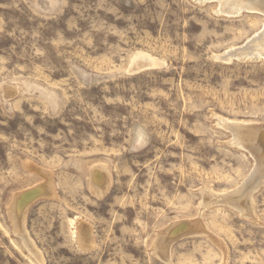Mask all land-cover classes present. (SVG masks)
I'll return each instance as SVG.
<instances>
[{
	"label": "rangeland",
	"instance_id": "1",
	"mask_svg": "<svg viewBox=\"0 0 264 264\" xmlns=\"http://www.w3.org/2000/svg\"><path fill=\"white\" fill-rule=\"evenodd\" d=\"M219 7L0 0V264H264V134L230 128L264 130V61L226 53L264 16Z\"/></svg>",
	"mask_w": 264,
	"mask_h": 264
},
{
	"label": "bare ground",
	"instance_id": "2",
	"mask_svg": "<svg viewBox=\"0 0 264 264\" xmlns=\"http://www.w3.org/2000/svg\"><path fill=\"white\" fill-rule=\"evenodd\" d=\"M196 1H198L199 3H204L205 4V2L206 1H214V0H196ZM217 2H219L220 3V7L218 8V15L219 14H222V15H225V16H227V17H230V18H235V17H240V16H242V14H243V12H245V11H247L248 10V13L249 12H256V11H258V12H264V4H263V2H262V0H258V2H255L256 0H250V2H253V4H249L250 2H248L247 0L245 1V0H216ZM264 1V0H263ZM259 3V5L261 6L260 8H257L258 6H257V4ZM256 6V7H255ZM245 10V11H244ZM261 12V13H262ZM250 13V14H251ZM255 14H257V13H255ZM252 15V14H251ZM224 17V16H223ZM226 17V18H227ZM247 44H245L243 47H237V49H235V48H232L231 50H229V51H227L226 53H228V52H231V53H233V52H235L237 55H234L235 56V58H238V59H240V60H247V59H249V60H251V62H254L257 58H261V56H264V28H263V30H261V31H259L258 33H256L255 35H254V37H252L251 39H249L248 40V42H246ZM248 45V46H247ZM247 46V47H246ZM234 49H235V51H234ZM225 53V54H226ZM220 55V54H219ZM218 55V56H219ZM223 55H224V53H223ZM230 55V54H229ZM221 56V55H220ZM228 56V55H227ZM214 59H215V57H214ZM224 59V58H223ZM229 60L230 59H232V58H228ZM225 60H226V58H225ZM224 60V61H225ZM234 60V59H233ZM248 60V61H249ZM134 62H135V66H132L133 68H134V70H133V72H136V71H138V70H143V68H154V67H157V66H159V61H157V60H155V58L154 59H152L151 57H149L147 54H140V55H137L136 57H135V59L133 60ZM132 61V62H133ZM237 61V60H236ZM241 61V62H242ZM232 61H230V63H231ZM130 66V67H131ZM132 69V68H131ZM128 70H129V68H128ZM141 70V71H142ZM139 74V73H138ZM6 85H8V84H6ZM17 86H19L18 84H17ZM13 87H14V85H13ZM22 87V86H21ZM6 88V91L3 89V91H5V92H7V90L8 89H10V88H7V87H5ZM13 89V88H12ZM19 89H20V87H19ZM18 89V90H19ZM11 90V89H10ZM18 90H17V92H18ZM12 91V90H11ZM24 91V90H23ZM9 92H7V94H8ZM21 93V92H20ZM6 94V93H5ZM9 95V94H8ZM13 95V94H12ZM18 96V95H17ZM6 97V96H5ZM8 97H10V96H8ZM16 97V96H15ZM11 98V97H10ZM12 98H14V97H12ZM11 98V99H12ZM8 99V98H7ZM10 100V99H9ZM219 122V121H218ZM225 124V123H224ZM231 124V126H230V128H231V130L234 132V134L233 135H235L236 137L238 136V137H244V144L246 145V147L247 148H249V146L251 147V145L252 144H254L255 145V141H257L256 140V138L259 136V134L260 133H262V134H264V130H262V129H260L259 131H256V130H254V129H250V127H248V126H246V124H241V122H239V123H230ZM229 128V129H230ZM228 130V129H227ZM248 138V140H250V141H247L246 140V137ZM236 137H235V139H236ZM261 137H263V139H264V136H261ZM238 140V139H237ZM236 140V141H237ZM262 140V139H261ZM261 140H260V142H261ZM233 142V141H232ZM235 143V142H234ZM251 144V145H250ZM238 145H240V144H238ZM254 145H253V147H254ZM261 145V144H260ZM245 146H243L242 148H244ZM264 147V146H263ZM246 149V148H245ZM254 149V148H253ZM260 149V148H259ZM257 151H259V150H257ZM256 153V152H255ZM259 157V156H258ZM260 162V161H259ZM262 163V162H261ZM261 163H260V165H261ZM101 170V169H100ZM99 170V171H100ZM97 171V170H96ZM98 171V172H99ZM102 171V170H101ZM100 171V172H101ZM261 171V170H260ZM95 172V171H94ZM105 172V171H104ZM93 175H94V173H93ZM98 175V174H97ZM106 175V174H105ZM261 175H263V174H261ZM254 176H256L255 174H254ZM257 177H260V176H257ZM96 178H98V177H96ZM101 178V177H100ZM106 178V177H105ZM254 178H256V177H254ZM262 178V177H261ZM260 178V179H261ZM104 179V178H103ZM248 179V178H247ZM251 180H253L252 178H250ZM259 179V178H258ZM250 180V181H251ZM249 181V182H250ZM254 181H256V180H254ZM254 181H253V183H254ZM96 182H98V180L96 181ZM99 182H100V180H99ZM249 182H247L246 183V185L244 184V188L242 189V190H238L237 192H235V193H231L232 195L231 196H229L230 194H228V195H226V201L225 202H228V203H234V201L239 205H235L236 207H237V210H239L240 211V213H243L245 216H249V217H251V215H252V213H253V204L251 203V200H250V198L249 197H251L250 195L253 193V191H251V192H247L248 194H245L244 193V189H246L247 187H249ZM258 182V181H257ZM260 182V181H259ZM105 183V182H104ZM109 183V182H108ZM261 183V182H260ZM94 184L96 185V183L94 182ZM250 184H251V182H250ZM264 184V183H263ZM261 185V184H260ZM98 186V185H97ZM101 187H103L102 185H100ZM105 186H106V184H105ZM252 186V185H251ZM253 186H254V184H253ZM48 187V186H47ZM93 187V186H92ZM95 187V186H94ZM94 187H93V190H94ZM242 187V186H241ZM256 187H257V184H256ZM260 187V186H259ZM37 188H39V187H37ZM96 188V187H95ZM251 188V187H250ZM249 188V189H250ZM253 188V187H252ZM254 189V188H253ZM39 190V189H38ZM40 190H41V188H40ZM49 191V189L48 188H44V189H42V192L43 191ZM103 190V189H102ZM248 190V189H247ZM257 190V189H256ZM35 191V190H34ZM40 192V191H39ZM51 192V191H50ZM49 193V192H48ZM207 194H208V192H207ZM211 194V193H210ZM245 194V195H244ZM244 196H245V199H244V201L243 202H241L240 204L237 202V201H239V200H241L242 198H244ZM240 197H241V199H240ZM217 198H222V197H217ZM252 199H253V197H252ZM27 201V200H26ZM218 201V200H217ZM223 201V200H222ZM23 203V202H22ZM28 203V202H27ZM26 203V204H27ZM24 204V203H23ZM25 205V204H24ZM206 205V204H205ZM27 206V205H26ZM25 206V207H26ZM18 207V206H17ZM17 207H15L14 209H13V218H14V224H15V229L16 230H18V232H22V226L23 225H21V226H19V224H21L22 222L20 221V219H21V217L23 216L22 215V211L21 210H19L18 212H17ZM21 207H22V205H21ZM27 208V207H26ZM22 210H23V208H21ZM25 211V210H24ZM255 212V211H254ZM24 214H25V212H23ZM18 220V221H17ZM23 224V223H22ZM184 224V223H183ZM182 224H180V226H181ZM187 225V224H186ZM19 226V227H18ZM178 226V225H177ZM17 227H18V229H17ZM179 227V226H178ZM184 227V226H183ZM191 227V226H190ZM182 229V228H181ZM180 229V230H181ZM185 229V228H184ZM192 231V230H191ZM24 232V231H23ZM179 233V232H178ZM181 233V232H180ZM22 237H23V239H24V242L26 243V246H27V248L29 247V249L31 248L30 246L31 245H29L28 244V242H26L25 241V238L27 237L26 235H23V234H20ZM180 235V234H179ZM26 236V237H25ZM84 236H85V234H84ZM169 236V235H168ZM83 238V237H82ZM28 240V239H27ZM81 241V240H80ZM79 241V242H80ZM85 241V240H84ZM30 243V242H29ZM31 244V243H30ZM82 244V243H81ZM83 246V245H82ZM35 247V246H34ZM85 247V246H84ZM160 251V250H159ZM37 252V251H36ZM158 254V253H157ZM36 255V254H35Z\"/></svg>",
	"mask_w": 264,
	"mask_h": 264
},
{
	"label": "water",
	"instance_id": "3",
	"mask_svg": "<svg viewBox=\"0 0 264 264\" xmlns=\"http://www.w3.org/2000/svg\"><path fill=\"white\" fill-rule=\"evenodd\" d=\"M263 2V4H264V1H262ZM245 11V10H244ZM262 12V11H261ZM258 12V11H256V13L257 14H260V15H263L264 16V12ZM245 13H248V10L247 11H245V12H243V14H245ZM248 46V45H247ZM246 46V47H247ZM234 55H237L235 52H233V53H231L230 54V56H231V58H235V56ZM261 60H263L264 61V56H261V58H257L254 62L256 63V62H260ZM248 127H250V129H254V130H256V131H259L260 129H258L257 127H252V126H248ZM33 190H35V189H33ZM33 190H29V191H31V192H34ZM29 191H27V192H29ZM26 192H24V193H22V194H25ZM43 195H34L29 201V203H28V205L29 204H31V203H33L35 200H37V199H39V198H41ZM27 205V206H28Z\"/></svg>",
	"mask_w": 264,
	"mask_h": 264
}]
</instances>
